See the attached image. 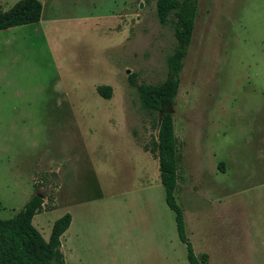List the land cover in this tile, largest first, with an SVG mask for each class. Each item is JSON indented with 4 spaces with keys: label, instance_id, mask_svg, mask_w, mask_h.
<instances>
[{
    "label": "rangeland",
    "instance_id": "1",
    "mask_svg": "<svg viewBox=\"0 0 264 264\" xmlns=\"http://www.w3.org/2000/svg\"><path fill=\"white\" fill-rule=\"evenodd\" d=\"M40 1L41 22L0 31V218L40 194L46 240L72 216L65 264H189L146 150L161 114L130 85L167 78L173 23L157 0ZM197 12L170 108L175 198L208 264H264V0H198Z\"/></svg>",
    "mask_w": 264,
    "mask_h": 264
},
{
    "label": "trees",
    "instance_id": "2",
    "mask_svg": "<svg viewBox=\"0 0 264 264\" xmlns=\"http://www.w3.org/2000/svg\"><path fill=\"white\" fill-rule=\"evenodd\" d=\"M43 5L40 0H20L8 11L0 10V31L13 27L37 24L41 21ZM157 16L162 25L171 21L178 47L167 59V78L156 85L137 84L130 77V85L137 90L143 110L150 114H161L157 126L158 134L153 148L146 149L159 161L161 184L167 206L175 214L179 239L186 245L189 264H208V255H196L186 235L182 208L176 201L175 190L180 180L177 138L174 117L170 108L174 105L180 88V73L188 48L192 43L198 15V0H157ZM102 98H112L111 86L97 87ZM44 198L40 194L24 205L10 219L0 218V264H65L61 251V237L69 229L72 216L67 213L57 219L46 240L33 225V219L43 211Z\"/></svg>",
    "mask_w": 264,
    "mask_h": 264
},
{
    "label": "crops",
    "instance_id": "3",
    "mask_svg": "<svg viewBox=\"0 0 264 264\" xmlns=\"http://www.w3.org/2000/svg\"><path fill=\"white\" fill-rule=\"evenodd\" d=\"M42 3V2H41ZM41 22V21H40Z\"/></svg>",
    "mask_w": 264,
    "mask_h": 264
}]
</instances>
